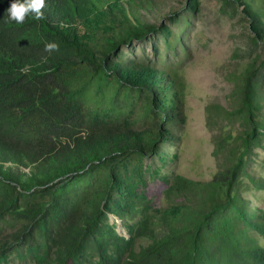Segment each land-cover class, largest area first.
Listing matches in <instances>:
<instances>
[{
	"label": "trees",
	"instance_id": "16d2710c",
	"mask_svg": "<svg viewBox=\"0 0 264 264\" xmlns=\"http://www.w3.org/2000/svg\"><path fill=\"white\" fill-rule=\"evenodd\" d=\"M222 3L264 45V2ZM198 4L186 0L166 20ZM157 8L155 0H0V264L12 255L28 264H264V211L243 197L264 192L255 61L231 109L207 108L208 122L228 128L215 141L212 178L173 175L165 204L150 205L142 162L174 158L162 146L185 121L184 82L158 56L130 60L123 50L155 36L177 47L160 18L147 19Z\"/></svg>",
	"mask_w": 264,
	"mask_h": 264
},
{
	"label": "rangeland",
	"instance_id": "374dc122",
	"mask_svg": "<svg viewBox=\"0 0 264 264\" xmlns=\"http://www.w3.org/2000/svg\"><path fill=\"white\" fill-rule=\"evenodd\" d=\"M155 1L158 8L149 11L146 17L152 22L160 18L175 34L177 47L171 49L161 36H155L123 53L130 60L154 61L158 56L157 63L167 64L184 82L185 121L171 127L178 140L162 146L174 158L167 163L157 159L142 162L141 172L146 180L150 205L163 206L166 201L162 192L173 175L208 181L217 170L220 157L214 155L215 141L228 128L226 122L222 125L208 122L207 108L210 105L232 108L231 94L252 61L257 63L258 81L264 96V45L253 41V32L237 7L225 6L222 0H199L195 11L182 12L175 22H168L165 15L171 10H180L186 0ZM139 106L140 103L136 111L141 113ZM261 113L264 114V107ZM255 158L264 160V150H256ZM256 171L264 177V172ZM243 197L264 211V192L251 190L244 192ZM114 226L119 234L126 235L118 221ZM9 261L28 264L13 255Z\"/></svg>",
	"mask_w": 264,
	"mask_h": 264
}]
</instances>
